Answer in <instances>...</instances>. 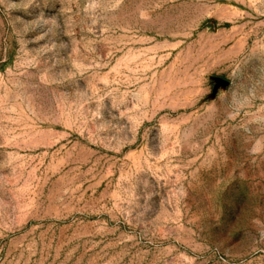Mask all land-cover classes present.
<instances>
[{
  "label": "rangeland",
  "instance_id": "rangeland-1",
  "mask_svg": "<svg viewBox=\"0 0 264 264\" xmlns=\"http://www.w3.org/2000/svg\"><path fill=\"white\" fill-rule=\"evenodd\" d=\"M0 264H264V0H0Z\"/></svg>",
  "mask_w": 264,
  "mask_h": 264
}]
</instances>
